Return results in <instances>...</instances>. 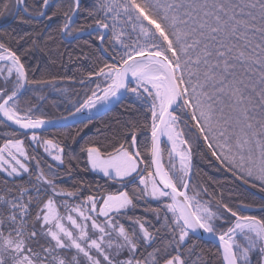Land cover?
<instances>
[{
	"label": "snow or ice",
	"instance_id": "snow-or-ice-1",
	"mask_svg": "<svg viewBox=\"0 0 264 264\" xmlns=\"http://www.w3.org/2000/svg\"><path fill=\"white\" fill-rule=\"evenodd\" d=\"M0 127V264H264V0H0Z\"/></svg>",
	"mask_w": 264,
	"mask_h": 264
},
{
	"label": "trees",
	"instance_id": "trees-1",
	"mask_svg": "<svg viewBox=\"0 0 264 264\" xmlns=\"http://www.w3.org/2000/svg\"><path fill=\"white\" fill-rule=\"evenodd\" d=\"M57 23L58 21L54 20L51 27L55 28ZM3 26L9 27V30H10V27L15 26V25H14V22L9 17L7 20L3 22ZM20 27H22L26 31H31V28L26 25H22ZM24 47H27V45L25 44ZM69 50H71V46H69ZM67 59H68L67 53H65V56H64L65 63H67ZM25 60L28 63L30 68H36L37 64H39L38 70H36L34 73L30 72V75H32L34 78H40L42 74H46V73H51L57 76H61L65 73H67L68 75H71L73 68L76 67L75 64H67V68H65V67H62L59 62L53 65L51 61L48 59V57L43 56L42 54L38 52L33 53L31 58L25 57ZM58 86L61 88L69 89V92L66 94H60L54 91L56 94L50 95L53 92L52 90L48 89L45 91V95H47V100L43 102V111L50 117L67 115L66 96H68L69 98L71 97L73 85L69 81H58ZM120 111H122V109L120 107H116L113 109L112 113H108L107 115H103L95 119L94 123H96L97 126H99V123H98L99 121L101 120L108 121L111 119L114 113H117ZM79 126L80 125L78 124V125H74V126H70L66 128L55 129V130H51L47 132V134L49 135V137H51L53 134L72 132ZM7 131H9V129H4L0 127V146L4 143L3 137L5 135V132ZM86 134L90 135L91 133H88V131L86 130ZM21 139H23V137H21ZM29 151H31V148H29ZM209 159L211 158L209 157ZM48 160L50 161L49 158ZM197 166L199 169L202 170L203 173H206L205 179H207L208 177H212L214 181L219 182V186H217L216 184H213V187H215L216 189L217 196H219L222 191L225 200H231V201L235 200V196L238 193L233 192L231 197L229 195V193L232 192L231 185H232V179H233L229 173H223V172L216 171L215 168H213L211 164H209L208 162L202 159L197 160ZM80 176H83L85 179L92 180V181H95L97 179V176L94 173H80ZM100 182L103 183V180H101ZM137 214H142V209H137ZM205 247L209 249L210 253L215 252V247L212 246V243L208 242V244L205 245Z\"/></svg>",
	"mask_w": 264,
	"mask_h": 264
},
{
	"label": "water",
	"instance_id": "water-1",
	"mask_svg": "<svg viewBox=\"0 0 264 264\" xmlns=\"http://www.w3.org/2000/svg\"><path fill=\"white\" fill-rule=\"evenodd\" d=\"M104 114H101L100 116L96 117L99 118L101 116H103ZM10 123V122H9ZM74 125H78V123H73L72 120H69V121H64V122H60V124L56 127H49L47 132L51 131V130H55V129H61V128H66V127H70V126H74ZM13 129L15 128V126H11ZM206 240H208L210 243L213 244V242L206 237ZM216 244H218V242H215Z\"/></svg>",
	"mask_w": 264,
	"mask_h": 264
},
{
	"label": "rangeland",
	"instance_id": "rangeland-1",
	"mask_svg": "<svg viewBox=\"0 0 264 264\" xmlns=\"http://www.w3.org/2000/svg\"><path fill=\"white\" fill-rule=\"evenodd\" d=\"M56 93L53 91L50 95H55ZM61 94V93H60ZM59 95V94H58ZM29 144H30V141L28 142ZM3 146V144L0 146V147H2ZM34 147V146H33ZM40 152H41V154H43V152H42V149L40 150ZM49 159H50V157H49ZM55 163V162H54Z\"/></svg>",
	"mask_w": 264,
	"mask_h": 264
}]
</instances>
